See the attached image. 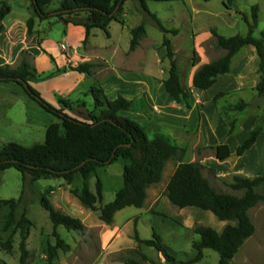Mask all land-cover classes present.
<instances>
[{
  "label": "rangeland",
  "instance_id": "rangeland-1",
  "mask_svg": "<svg viewBox=\"0 0 264 264\" xmlns=\"http://www.w3.org/2000/svg\"><path fill=\"white\" fill-rule=\"evenodd\" d=\"M0 3H5L10 8V13L4 18L3 24L6 27L17 22L19 28L22 24L26 25V21L33 16L30 0H0ZM255 4L259 6V14L253 37L260 38V34L264 32V0H234L233 8L229 11L225 10L220 0H184V3L146 2L147 9L156 15L163 27L178 30L176 36L168 34L166 37L171 40L182 85L190 94V103L196 105L191 113H205V125L203 121V128L197 126L195 132H190L191 135L185 134L180 139H176L165 128L158 133H149L145 129L148 138L154 135L163 136L184 152L180 158L171 159L166 163L161 182L148 188L147 198L142 208L127 207L119 211L110 225L102 223L97 212L81 206L73 194L72 191L81 188L82 181L79 176H76L70 184L56 178L38 180L33 183L28 177L22 179L21 174L14 169L0 172V201L21 198L13 213L12 224L7 229L4 227L9 208L0 202V264H48L45 248L48 244H54L55 241L52 237L53 227L48 214L39 205L41 197H46L57 211L79 219L86 227V235L83 237L67 232L63 227L57 228L60 238L69 246V251L66 253L59 251L54 264H123L124 259L135 256L131 251L136 249H139L150 261L144 264H168L153 248L137 244L135 241L136 235L141 240L152 239L153 231L160 236L162 243L175 253L178 264H191L194 257L191 243L198 240V236L193 234L192 229L195 226H205L220 232L229 223L218 221L209 212L194 208L178 209L169 203L165 197V189L179 162L201 164L204 167L203 176L217 192L236 196H241L242 193L230 189L229 185L233 177L252 179L264 176V98L259 97L253 88V84L258 82V75L257 72H251L252 59H249V53L243 49L233 57L234 59L232 58L231 70L237 71L242 66L245 76L242 80L234 79L231 88L237 86L238 88L233 89L226 96L213 101L208 97L209 94L201 93L205 91L193 90L192 93L193 88L189 84L188 75L191 73L194 35L215 30L224 37L245 36L247 26L235 11L242 13L249 20L250 8ZM57 8L58 1L50 5L47 11L51 12ZM124 11L127 15L126 23L122 16ZM66 19L77 23L84 20V16H71ZM120 20L123 24L125 23L124 26L117 22L109 24L107 29L109 37H106L101 30H93L91 38L88 39L89 42L87 41L90 47L97 50L98 54L109 57L114 46L107 51L104 48L109 45L108 43L118 45L119 50L117 49L112 55V63L117 66L129 65L131 69L136 70L140 64L134 58L130 60V63L124 61L123 52L129 46L130 30L143 22L146 37L142 39V43L147 48L143 52L144 60L141 66L145 68V71L142 72L144 74L148 70L157 72L161 68L168 70V63L165 60L159 63V58L164 52L161 46L163 33L154 27L139 6L134 2H127ZM35 29L48 44L57 42L60 45L59 42H61L66 46L68 42H71L72 47L81 44L78 31H73L70 36H67L65 24L54 16L40 22ZM214 42V38L211 37L209 42L203 45L206 51L203 56L207 61H213L225 55V51L216 48ZM139 53H142L141 50ZM241 58L244 59L241 60ZM243 61L246 62L244 66ZM166 76L167 71L163 74V78ZM112 84L113 79L109 78L106 85L114 92L118 85ZM85 92L77 95L76 99L85 102L89 112L98 113L93 108L94 101L89 93ZM211 92L216 93L215 89ZM239 101L247 104V108L242 112L224 110L229 105H236ZM31 110L50 116L32 103L20 87L13 83L0 84V151L9 143L28 148L43 144L45 130L41 126L30 124L33 119ZM142 110L148 111L147 100L133 97L129 113ZM173 110L175 113H188L184 105L173 106ZM223 113L228 115H222ZM219 115L226 123L235 121L232 134L228 135L227 126H218ZM261 117V136L251 150L237 157L236 147L248 136ZM88 118L89 116L87 121ZM192 120L196 121L197 115ZM122 170L123 161L117 160L109 166L97 169L95 176L88 181L92 193H95L96 178L101 182L102 201L95 207L113 201L115 193L122 188ZM23 214L29 221V226L25 242L27 255L21 263L19 251L21 238L17 223ZM248 216L254 226V232L245 240L232 262L233 264H264V203L249 209ZM202 253V259L194 264H218V256L215 252L203 250ZM136 260L141 259L136 256Z\"/></svg>",
  "mask_w": 264,
  "mask_h": 264
},
{
  "label": "trees",
  "instance_id": "trees-1",
  "mask_svg": "<svg viewBox=\"0 0 264 264\" xmlns=\"http://www.w3.org/2000/svg\"><path fill=\"white\" fill-rule=\"evenodd\" d=\"M58 1V8L48 12L47 8ZM183 0H30L33 16L26 21V34L31 36L35 19L45 21L54 16L63 24L81 26L85 31L82 42L84 46L91 32L95 29L104 32L109 37L108 26L111 22L123 25L120 20L123 7L126 2L136 3L141 12L153 23L154 27L163 33L161 46L165 50L163 60L168 63L167 77L163 81L164 92L172 98L176 104L190 109V94L182 85L175 53L171 41L166 37L170 34L176 36L177 29H166L155 14L151 13L146 2L170 3L182 2ZM225 10L233 8L234 0H220ZM10 13V8L5 3H0V21ZM52 13H55L54 15ZM242 17L247 26L245 36L235 35L224 37L215 30L210 31L214 38L215 47L225 51V55L199 67L192 77V87L207 91L216 82L219 76L230 73L232 58L246 46L254 48L259 60L258 82L254 88L256 94L264 98V32L260 38H254L253 32L257 27L259 6L257 4L250 8V19L242 13L235 11ZM84 16V20L77 23L68 21L67 17ZM131 39L129 52L139 45L146 36L143 22L130 30ZM192 66L198 64V56L193 50L191 57ZM94 66L89 64L68 67L57 72L66 70L78 73L90 74ZM52 75L43 76L37 73L33 64L26 58L25 53L19 55V62L15 67L8 65L0 66V84L13 83L20 87L28 99L45 113L50 114L55 121L45 130L43 144L32 147H23L15 143H9L0 151V172L14 169L21 174L22 179L28 177L31 182L38 180L56 178L62 179L70 184L76 176L81 178V188L72 191L81 206L92 212L98 213L99 220L110 225L114 216L119 211L134 207H143L147 190L150 186L161 182L166 163L174 158H180L183 149L172 144L168 139L160 135L148 138L145 129L135 121L120 115L122 112L131 110L132 101L118 96L114 100H108L99 86L89 89V95L94 101L95 113H88V121L81 122L71 118L64 110H73V106L84 108L83 103H72L68 100H60V109L48 104L36 91L33 85L42 79L50 78ZM226 93H218L213 101L226 96ZM101 97V98H100ZM247 104L239 101L236 105H229L224 110L230 112H242ZM222 115H228L223 113ZM218 123L227 126L228 135L235 128V121L225 122L219 115ZM259 118L249 132L248 136L235 149L237 157L243 156L256 144L262 134ZM123 161L122 188L114 195L112 202L95 207L102 201V186L99 179L95 181V193H92L88 181L95 176L97 169L104 168L116 162ZM204 167L196 162H179L174 173L170 177L165 197L169 203L178 208H194L209 212L218 221L226 222L220 232L205 226H195L192 229L198 240L191 243L194 257L191 264L202 259L203 250H211L218 256V264H233L232 260L238 253L245 240L252 236L254 226L248 216V211L259 203H264V176L244 178L233 177L230 189L241 192V196L217 192L207 178L203 176ZM21 198L0 201L9 208L6 217L5 229L12 224V216ZM39 205L48 214L52 224V237L54 244H48L45 255L48 264H54L58 252L66 253L69 246L57 233L58 227H63L67 232H72L78 237L86 235V227L74 217L57 211L46 197L39 199ZM29 221L24 214L21 216L17 227L20 230L19 251L21 263L27 255L26 239ZM137 244L153 248L168 264H178L176 255L161 241L160 236L153 231L152 239L141 240L135 236ZM135 256L126 258L123 264L150 263L147 257L139 249L131 251ZM138 256L141 260H136Z\"/></svg>",
  "mask_w": 264,
  "mask_h": 264
},
{
  "label": "crops",
  "instance_id": "crops-1",
  "mask_svg": "<svg viewBox=\"0 0 264 264\" xmlns=\"http://www.w3.org/2000/svg\"><path fill=\"white\" fill-rule=\"evenodd\" d=\"M179 3H184V0ZM124 12L125 13H123L122 16L126 23L127 15L126 11ZM40 22L41 21L36 20L32 35L27 37L25 24L20 25L18 28V23L15 22L9 27H6L3 24L4 19L0 21V66L8 65L10 67H15L19 62V55L25 53L26 58L33 64L38 74L43 76L52 75L50 78L42 79L35 83L33 87L41 97L54 108L60 109V100H68L72 103H83L84 108L73 106V110H64V113L78 121L86 122L88 117L87 105L85 102L76 99V96L83 94L85 91L89 93L91 87L99 86L108 100H114L118 96H123L132 102L133 97H137L140 100L145 98L147 100L148 111L142 110L136 113L122 112L120 115L135 121L149 133H158L162 128H165L170 131L169 133L173 134L176 139H180L182 138L181 136H185V134L191 135V133L195 132L197 126L203 128V121L205 125V113H191L196 108L195 104L192 105L191 103L190 109H187L188 113H175L173 106H183V103L176 104L172 98L164 92L163 81L166 78H163V74L166 73V69L161 68L157 72L148 70L145 74L142 72L143 70L145 71V68L141 66V62L144 60L143 52L147 48L143 45L142 40L134 51L129 52L128 46V49L123 52V56L125 57L124 61L130 63V60L134 58L137 63L140 64V66L134 70L131 69L129 65L126 66L125 64H121L117 66L112 63V55L119 48L118 45L115 46L112 43H108L109 45L104 48V50L107 51L114 46L113 49H111V55L109 57L98 54L97 50L90 47L88 43L89 41L87 42V45L85 44L83 46L82 42L85 37L84 29L81 26L72 25L70 23L65 25L67 30L66 35L70 36L73 31H78L81 44L72 47L71 42H68V44L65 43L67 51H59V45L57 42L56 44H48L44 41L42 35L39 34V31L35 29ZM124 24L122 26H124ZM211 37L212 35L210 31H205L201 35L199 33L194 35V51L198 56V64L192 66V63H190L191 73L188 77L191 86L192 77L195 71L199 67L212 62L207 61L203 56L206 52L203 45L208 43ZM242 49L245 50V52L247 51V53H249V59H252V67L250 68L251 72H257L259 60L254 48L246 46ZM140 50L142 52L141 54L139 53ZM164 56L165 50L159 58V63L163 62ZM243 59L244 58H241V60ZM83 64L94 66L89 75L72 70L57 72L65 68L67 69L68 67L73 68ZM245 64L246 62L243 61L242 65L244 66ZM243 71L242 66L240 69L238 68L237 71L235 69L231 70L230 74L219 76L216 79L215 84L207 91L201 92L192 87L193 89H191V92L193 93V90H195L201 92L203 95L209 94L208 97H210V100L218 93L228 94L232 92L233 89L238 88V86L234 88L231 87L234 79H243V76H245ZM109 78L113 79V84L115 83L118 85V87L114 89V92H112L106 85ZM253 86V88H255L256 84L254 83ZM213 89H215L216 93L211 92ZM90 98L92 99L91 96ZM194 103L197 104V102ZM31 113L33 114V119L30 124L41 126L44 130L55 121L50 114H48L50 116H44L36 110H31ZM195 115H197V120L193 121L192 118ZM218 126L223 127L225 125L218 124Z\"/></svg>",
  "mask_w": 264,
  "mask_h": 264
},
{
  "label": "built area",
  "instance_id": "built-area-1",
  "mask_svg": "<svg viewBox=\"0 0 264 264\" xmlns=\"http://www.w3.org/2000/svg\"><path fill=\"white\" fill-rule=\"evenodd\" d=\"M59 49H60V51L61 52H66L67 51V48H66V46L65 45H63L61 42H59Z\"/></svg>",
  "mask_w": 264,
  "mask_h": 264
}]
</instances>
